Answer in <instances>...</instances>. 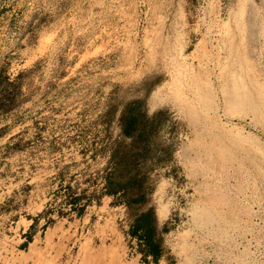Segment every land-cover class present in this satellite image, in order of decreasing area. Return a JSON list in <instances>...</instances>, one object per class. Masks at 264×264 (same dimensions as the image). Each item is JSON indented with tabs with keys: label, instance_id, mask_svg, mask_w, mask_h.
I'll return each mask as SVG.
<instances>
[{
	"label": "rangeland",
	"instance_id": "1",
	"mask_svg": "<svg viewBox=\"0 0 264 264\" xmlns=\"http://www.w3.org/2000/svg\"><path fill=\"white\" fill-rule=\"evenodd\" d=\"M0 264H264V0H0Z\"/></svg>",
	"mask_w": 264,
	"mask_h": 264
},
{
	"label": "trees",
	"instance_id": "2",
	"mask_svg": "<svg viewBox=\"0 0 264 264\" xmlns=\"http://www.w3.org/2000/svg\"><path fill=\"white\" fill-rule=\"evenodd\" d=\"M141 105L140 102H137L133 105H131L128 108V117L126 118L125 125L123 128V133L125 136H130L132 137L134 135V130L136 127L143 121L141 117L137 114L138 107ZM159 114H156L153 116L148 122L150 123V127L148 130L152 132L154 126H156V120L158 118ZM158 126V125H157ZM145 132L140 134V138L144 139L145 138ZM117 192H112L113 195H115ZM137 200H140L138 198ZM133 234L137 236L138 232L142 229H146L148 233H150L153 230L149 215L148 216H143L140 219H137L136 221V226L134 227ZM148 239V254L151 255L154 259V261H158L160 258V250H159V245L153 241L152 236L146 237Z\"/></svg>",
	"mask_w": 264,
	"mask_h": 264
},
{
	"label": "crops",
	"instance_id": "3",
	"mask_svg": "<svg viewBox=\"0 0 264 264\" xmlns=\"http://www.w3.org/2000/svg\"><path fill=\"white\" fill-rule=\"evenodd\" d=\"M144 214H145V215H143V216H148L147 212H144ZM143 216H141V217H143ZM141 217H140V218H141ZM137 219H139V218H137ZM137 219H136V221H137ZM134 227H135V226H133V228H134Z\"/></svg>",
	"mask_w": 264,
	"mask_h": 264
}]
</instances>
